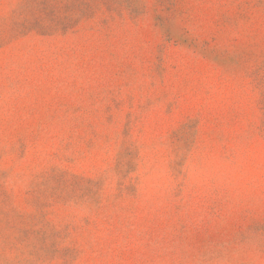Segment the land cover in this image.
Masks as SVG:
<instances>
[{"label":"rangeland","instance_id":"obj_1","mask_svg":"<svg viewBox=\"0 0 264 264\" xmlns=\"http://www.w3.org/2000/svg\"><path fill=\"white\" fill-rule=\"evenodd\" d=\"M0 264H264V0H0Z\"/></svg>","mask_w":264,"mask_h":264}]
</instances>
